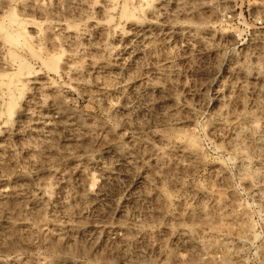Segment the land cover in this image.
Returning a JSON list of instances; mask_svg holds the SVG:
<instances>
[{
    "label": "rangeland",
    "instance_id": "1",
    "mask_svg": "<svg viewBox=\"0 0 264 264\" xmlns=\"http://www.w3.org/2000/svg\"><path fill=\"white\" fill-rule=\"evenodd\" d=\"M0 25V264H264V0H0Z\"/></svg>",
    "mask_w": 264,
    "mask_h": 264
},
{
    "label": "bare ground",
    "instance_id": "2",
    "mask_svg": "<svg viewBox=\"0 0 264 264\" xmlns=\"http://www.w3.org/2000/svg\"><path fill=\"white\" fill-rule=\"evenodd\" d=\"M0 32L3 33V38L5 39V41L7 42H19V36H13V34L9 33L7 30V27H2L0 25ZM34 55H36L35 53H33ZM12 58H16L15 54H10ZM55 56H50L48 57V61L47 62H43L49 69H53L56 70L58 67V61L59 58H54ZM27 69L26 65L23 64V62L20 61L19 63V70L18 72L21 74L22 71H25ZM29 73V71L27 72ZM13 102H10L8 104V111L11 112L12 108H13Z\"/></svg>",
    "mask_w": 264,
    "mask_h": 264
}]
</instances>
